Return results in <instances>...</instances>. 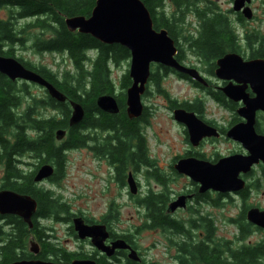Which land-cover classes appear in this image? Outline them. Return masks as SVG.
Masks as SVG:
<instances>
[{
  "label": "trees",
  "instance_id": "obj_1",
  "mask_svg": "<svg viewBox=\"0 0 264 264\" xmlns=\"http://www.w3.org/2000/svg\"><path fill=\"white\" fill-rule=\"evenodd\" d=\"M8 0H1L0 7L4 6ZM147 8L153 22V28H160L168 31L169 37L176 43L175 35L172 31L174 23L169 20L161 8L165 0H141ZM16 3L17 7L11 11L9 20L0 18V56L13 57L12 50L8 46L16 43H23L20 39L22 31L15 26V21L25 18H33L34 21L26 25V29H38L41 32H50L52 36L47 40H38L33 48L37 53H64L71 61L73 71H65L61 78L57 73H53L45 68H36L27 63L23 64L27 69L38 73L42 78L54 85L67 98L65 103H57L53 99L45 96L35 97L30 93L26 84L20 83L17 88L14 82L8 80L0 74V166L3 167V180L0 189L10 190L22 195L31 196L37 203V210L32 218L33 228L28 226L18 217L0 216V237L3 235L4 242H0V264H10L16 260H28L33 258L27 252L28 239L35 240L36 230L40 227L39 221L53 216L58 221L60 214H66L67 209L59 198L49 189L38 187L33 182L36 169L43 164H54L57 172L52 182L60 179L65 163L64 153L66 151L81 148L89 140H93L97 135L95 132L111 134L103 144L101 150L109 153L110 148L115 149L112 156L120 161V170L123 172L125 162L124 157H131V163L135 166L138 163H145L144 142L142 132L138 123L142 120H129L125 115V94L118 100L121 106V113L110 115L100 111L95 101L102 95H114V83L111 79L110 68L119 65L120 62L130 58L129 52L118 45H104L90 37L89 35L70 33L64 25V19L72 16L89 17L95 5V0H10ZM173 4L180 11L181 18L177 22L184 20L187 13L194 12L196 17L202 22L201 31L197 38L188 37L184 39L190 51L201 57L204 61L212 63L216 57L226 52L225 46H229L228 38L225 36L226 27L221 30L220 21L210 16V11L197 12L194 4L195 0H173ZM175 20V19H174ZM174 25H173V24ZM230 42V41H229ZM5 48V49H4ZM92 51L93 57L87 56V52ZM178 62H182V53L178 50L176 56ZM163 74L174 72L171 69L161 67ZM157 73V72H156ZM185 77V76H182ZM186 78V77H185ZM121 88L124 90L131 84L128 73L121 78ZM150 81L159 85V75H150ZM45 93V92H44ZM29 96L33 104L27 106L23 114L17 110L21 107V102ZM68 101H74L82 105L85 115L82 122L73 128L68 126L70 107ZM196 105H198L196 103ZM190 107L191 111L198 112L199 105ZM42 107H48L55 115L43 117L39 114ZM201 112V110H200ZM58 129L67 131V141L57 147L55 145L54 133ZM115 140L111 144L108 140ZM136 141V152L129 151L131 142ZM96 144L94 148H100ZM129 154V155H128ZM27 156L29 160H35L34 171L27 172L22 166H30L23 163L21 159ZM264 175V169H263ZM53 251L49 244L42 247L39 255L40 260H47L46 252ZM251 255L253 251H246ZM217 258H219V248L217 247ZM244 261L241 253H237V261Z\"/></svg>",
  "mask_w": 264,
  "mask_h": 264
},
{
  "label": "water",
  "instance_id": "obj_2",
  "mask_svg": "<svg viewBox=\"0 0 264 264\" xmlns=\"http://www.w3.org/2000/svg\"><path fill=\"white\" fill-rule=\"evenodd\" d=\"M1 1V0H0ZM250 0H235L234 10L239 11L244 2ZM249 9H244L250 18ZM68 32L89 35L104 45H118L130 54V69L128 76L131 80L126 89L125 112L129 120L139 119L144 111L141 96L146 90L150 77V66L160 65L187 76L203 87L207 81L200 73L191 67L184 66L176 59L178 49L173 39L165 29L155 30L152 18L141 0H95V5L89 17L72 16L64 19ZM216 77L220 80H234L242 86L228 85L221 89L222 93L234 102L242 101L243 106L236 110V114L243 122L230 127L225 137L237 142L246 151V155H231L220 158L215 163L198 161L195 159L179 160L174 169L178 174L188 176L192 181L200 184V192L214 190L218 193H237L245 188L242 176L247 175L254 166L264 165V135L255 131L256 114H264V60L244 61L236 54H227L216 61ZM0 74L11 82L18 80L36 85L45 90L47 96L57 103H65L67 98L54 85L42 78L38 73L27 69L13 57L0 56ZM249 84L254 94L248 98L243 94V87ZM70 115L69 128L78 126L85 115L81 104L68 101ZM95 104L97 108L107 114L117 115L119 107L111 95L99 96ZM174 119L185 126L189 142L196 147L205 138L220 137L218 130L201 120L194 112L183 109L173 111ZM67 131L58 129L54 139L61 142ZM54 174L50 164L40 166L33 182L39 184ZM128 183L132 194L136 188L129 176ZM185 198L181 197L168 207L173 212L179 205H183ZM37 210L36 201L29 195L0 189V216H15L20 218L29 229L33 228L32 218ZM247 220L255 226L264 229V211L251 208L247 212ZM72 227L79 239L90 238L92 246L100 252L111 256L116 250H128V259L139 262L136 251L132 250L124 240H116L110 246L104 243L108 238L106 228L101 225L87 226L82 218L72 220ZM28 252L33 258L16 260L10 264H95L93 261H72L70 263H55L37 258L40 247L33 237L28 239Z\"/></svg>",
  "mask_w": 264,
  "mask_h": 264
},
{
  "label": "rangeland",
  "instance_id": "obj_3",
  "mask_svg": "<svg viewBox=\"0 0 264 264\" xmlns=\"http://www.w3.org/2000/svg\"><path fill=\"white\" fill-rule=\"evenodd\" d=\"M209 1L215 0H207V2ZM227 6V3L224 2V7ZM201 7H205V4H202ZM255 7L258 10V22L239 27L237 31L232 26L230 30H235L233 34L234 36L236 35V37L238 35H247L251 38L256 37L258 42L257 45L262 49L264 57V2L256 3ZM11 10V7L8 8L6 5L1 6L0 18L4 19V21L9 20ZM161 10H163L165 16L168 17L171 15L172 5L168 0H166ZM175 18L180 19L181 15H177ZM31 21L32 20H17L14 22L19 30L22 31V28H24L20 36V39L24 40V42L22 44L16 43L15 45L7 47V49L10 48L12 50L13 58L36 68L42 67L53 73H57L59 78H61V75L65 71L72 73L73 66L64 53H37L35 51L33 48L34 43L38 40L49 39L52 33L48 31L41 32L38 29H26V25L30 24ZM201 23L202 22L195 15L187 13L183 21L175 23L172 31L175 35L176 43L178 44V50L182 53V62L184 65L195 68L200 75L206 79L208 84V80L213 81V79H215L210 71V63L193 54L184 41V39L188 37L195 39L198 36L199 31H201ZM94 54L95 53L91 51L89 57L92 58ZM161 67L163 66L156 64L150 66V75L157 73L159 75V85H155L149 78L146 91L141 97V103L144 109H146L147 114L145 118L138 123V126L142 132L147 163L156 162L159 165L162 164V168H164L169 163H172L175 156L187 152V150L190 149L189 147H192L186 140L185 126L174 119L173 112L171 113V111L166 108L165 102L176 101L180 104L185 102L197 103L201 110L199 114L201 119L215 122L226 131L230 128V123L233 121V118L238 115L235 114V112L232 113L228 109L221 108L211 102L207 92L204 91L207 87L201 86L202 88L197 89L191 84V80L180 79V76L172 72H168L164 75ZM129 69L130 58L110 68L111 79L114 83V96L117 98L121 97L122 94L126 96L127 88L124 90L121 88V78L126 73H129ZM16 86L18 88L21 85L17 83ZM28 88L30 93L35 97L42 98L45 96L44 91L39 87L29 85ZM206 90H208V88ZM32 104V99H30L29 96H25L17 112L23 114L27 106ZM39 114L43 117L55 115L53 110L48 107H42ZM258 121L259 126H262L263 120L260 116ZM66 141L67 139L60 143L55 141V145L60 147L65 144ZM132 145L135 144L132 142ZM197 148V151L209 162H215L233 153H240L241 149H243L240 144L227 139L225 136L219 137V139L209 140L203 145H199ZM89 154H91V152L85 147L66 151L64 153L65 163L60 179L55 182L43 183L37 186L51 190L54 197L59 198L60 202L65 204L67 213L60 214L62 221L64 219L69 221L71 217L76 216H86L90 218V220H98L104 215L107 217L108 210L111 208V220L113 221L115 232L120 233L122 236L125 234H130L132 236L143 261L151 262L153 260H158L162 263V247L159 246V248H157L159 253L156 256H154L156 252L150 250L151 243H154V237H152L145 228V220L143 218L144 208L141 207L142 205L140 206L139 204L129 202L125 197L126 189L117 185L115 181H112L108 176L106 165L101 161L93 160ZM21 161L30 165L28 167L22 166L27 172L35 170L33 166L35 160H29L28 157L25 156ZM261 166H255L253 168L252 177L248 179V182L254 187L257 185L256 182L258 183L259 191L257 193H252V195L244 201H238L235 198L232 199V202H229L227 199H218V203L224 202V204H219L216 209L217 242L234 238L237 230L236 227L230 224L228 219H236L244 205L247 207L259 205L264 208V166H262L263 168H261ZM143 167L145 166L143 165ZM140 169H142V167ZM144 172L145 170L142 169V172L137 175L143 187H145L150 180V178L144 177ZM3 177V167L0 166V186ZM175 184L177 185L176 189H185L188 182L177 180ZM62 221L52 222L49 220L41 224L42 226L55 227L58 230L57 234L62 243H64L65 240H69L68 246L76 247V241L71 239L70 236L65 235L68 224ZM82 247L85 252H90L89 245H82Z\"/></svg>",
  "mask_w": 264,
  "mask_h": 264
},
{
  "label": "flooded vegetation",
  "instance_id": "obj_4",
  "mask_svg": "<svg viewBox=\"0 0 264 264\" xmlns=\"http://www.w3.org/2000/svg\"><path fill=\"white\" fill-rule=\"evenodd\" d=\"M164 2H166V0ZM168 2L172 5V12L168 18L175 24V16L180 15V11L173 4V0H168ZM224 2L227 3V7H224ZM258 2H264V0L245 1L239 11L234 10L235 0H215L209 2H207V0H195L194 4L196 11L199 13L202 11H210V16L220 21L221 30L226 27L228 29L226 30V34H230L225 36V38H228L227 42L230 43L229 46H225L227 49L226 52L216 57V59L210 63V71L215 79H213V81L208 80V90L205 88L204 91L207 92L211 102L221 108L228 109L232 113L235 112V114L236 110L243 106V102H234L228 99L222 93L221 89L228 85L242 86V84H238L234 80L226 81L218 79L215 74L217 69L216 61L227 54H236L244 61L257 59L264 60L262 49L259 45H257L258 42L256 37L251 38L247 35H238L236 37V35L234 36L233 34L239 27H244V25L258 22V10L255 7V4ZM202 4H205V7H201ZM5 5L8 8L11 7L12 10H15L17 7V4H12L10 0H8ZM246 8L250 10L248 13L250 18H248L244 12V9ZM190 14L196 15L194 12H190ZM23 20H32L31 22L34 21L33 18H25ZM232 26L235 30H230V27ZM161 29L163 28H160L159 30ZM181 63L184 64L183 62ZM176 75L180 76L178 74ZM180 79L190 80L182 76H180ZM14 83H23L27 86L32 85L24 81H16ZM191 84L197 89L202 88L199 84H196L193 81H191ZM243 94L247 95L248 98L254 97L249 84L243 87ZM115 99L119 107V112L121 113V106L118 103V100H120L121 97H115ZM165 103L166 108L170 110L171 113L175 109H183L188 112H194L201 119L199 116L200 110L198 112L190 110V107L193 108L196 103L185 102L180 104L176 101H169ZM197 106L198 105H196V107ZM143 114V116L139 118L140 120L145 118L147 114L146 109H144ZM259 116L263 120L262 126H259ZM201 120L206 122L209 126L216 128L220 134V138L225 136L227 131L219 127L215 122L206 121L205 119ZM241 122H243V120L239 116L234 117L233 121L230 123V127ZM255 131L258 135H264V115L260 112H257L256 114ZM97 134L98 136H96L93 140H89L84 147L91 152L89 155L93 160H97L99 162L101 161L106 165V168L108 169V176L111 180L126 189V199H128L129 202L139 204L140 206L142 205L141 207L144 208L143 218L145 220V228L150 235L154 237V243H151L150 250L156 252L154 255L156 256L159 253L157 248L161 246L163 261L160 263L158 260H153L151 262H145L142 260L140 257L141 254L138 251L132 236L130 234L122 236L120 233L115 232L113 228V221L111 220V208L108 210L109 212L107 217L104 215L98 220H90V218L86 216L79 217L82 218L84 224L87 226L101 225L106 228L108 238L104 243L105 246H110L116 240H124L132 250L136 251L140 258L139 262H134L128 259V250H116L111 256H107L106 253L100 252L92 246L90 238H85L83 240L78 238L71 224L74 217H71L69 221L66 219L62 221V218L60 217L57 221L53 216L40 220V227L36 230L35 234V237H38V241L37 239L36 241L40 247V251L46 244H49L51 248H54L53 251L50 249L51 251L46 252L45 254L48 261L55 263H70L75 260L93 261L95 264H264V229L255 226L247 220L248 210L255 208L260 211H264L262 206L254 205L252 207H247L244 205L242 211L239 212L236 219H228L230 224L236 227L237 230L234 238L217 242L216 209L219 204H224V202L218 203V199H227L229 202H232V199L235 198L238 201H244L248 199L252 193H257L259 191L258 183L256 182L257 185L254 187L248 182V179L252 177L253 170L247 175L242 176V179L245 181L244 190L237 193L222 194L214 190H208L201 193L199 183L192 181L188 176L178 174L174 169L175 164L179 160L195 159L198 161H206L205 157L197 151V147L216 138H205L196 147L191 145L192 147H189L190 149H188L187 152L175 156L172 163H169L164 168H162V164L159 165L156 162L147 163L145 151V163H138L137 166L131 163V157L126 156L124 157L126 164L122 172L120 170V161L116 159V156L109 154L114 153L115 149L110 148L109 153L99 151L101 150L100 146L106 143L105 139L111 134L95 132L91 136H95ZM185 136L186 140L189 142L186 131ZM111 139L112 138H109L108 140L111 144H114L115 140L111 141ZM133 143L135 145H132L134 147H132L129 151L134 154L136 152V141L133 140ZM96 144H99L100 148H94ZM238 154L246 155L247 153L245 150L241 149L240 153H233L231 155ZM143 165L145 167H143ZM258 165L261 166V164ZM52 167L54 169L53 176L44 180L41 184L53 181L57 168L54 165H52ZM141 167L145 170L144 177L150 178L145 187L142 186L137 177V175L142 172V169H140ZM261 168L263 167L261 166ZM129 176L134 182L136 188L135 194L131 193L128 183ZM177 180L187 181V187L185 189H176L177 185L175 183ZM181 197L185 198L183 205H179L173 212H168L169 205L176 202ZM49 220L52 222H66L68 225L65 235L74 239L77 246L69 247V240H65V242L62 243L57 234L58 230L55 227L42 226L41 223ZM0 242H4V231L2 237L0 238ZM82 245H89L90 252H85ZM217 247L219 248V258L216 257ZM246 251H253V253L248 255ZM237 253H241L242 259L244 260L243 262L242 260L240 262L237 261Z\"/></svg>",
  "mask_w": 264,
  "mask_h": 264
}]
</instances>
